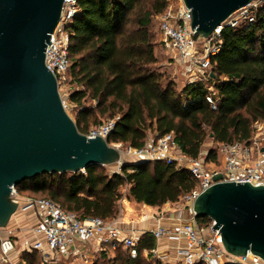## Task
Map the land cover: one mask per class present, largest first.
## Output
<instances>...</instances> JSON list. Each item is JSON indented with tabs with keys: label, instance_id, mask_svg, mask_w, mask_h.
<instances>
[{
	"label": "trees",
	"instance_id": "16d2710c",
	"mask_svg": "<svg viewBox=\"0 0 264 264\" xmlns=\"http://www.w3.org/2000/svg\"><path fill=\"white\" fill-rule=\"evenodd\" d=\"M167 4L168 0H77L81 12L68 31L69 77L78 86L70 100L78 107L79 131L88 134L103 119L117 118L107 137L110 144L140 147L153 134L172 132L192 158L200 155L209 136L216 142L249 141L255 123L264 121V0L253 21L222 31V50L212 59L216 109L206 100L204 84L179 86L158 65L153 23ZM160 43L163 46L162 39ZM209 157L217 158L213 151ZM196 185L191 171L175 162L133 159L123 162L121 173L94 163L79 172L43 173L16 187L25 196L50 198L82 219L112 221L120 214L125 186L134 201L163 207L179 204ZM198 222L207 226L212 219L199 217ZM139 241L137 257L122 246L109 247L96 252L91 264H165L160 257L150 259L157 247L150 232ZM19 264L43 262L38 251L23 250Z\"/></svg>",
	"mask_w": 264,
	"mask_h": 264
},
{
	"label": "built area",
	"instance_id": "2783aa9c",
	"mask_svg": "<svg viewBox=\"0 0 264 264\" xmlns=\"http://www.w3.org/2000/svg\"><path fill=\"white\" fill-rule=\"evenodd\" d=\"M262 0H255L230 15L208 37H203L192 28V10L183 0H168L166 9L158 16L163 47L174 62L183 71L185 83L204 84L208 94L206 100L213 109L217 108L216 88L212 75V59L222 50V31L225 27H237L243 22H251ZM81 12L77 0H65L61 19L51 34V44L46 48V65L57 77L59 91L70 88L69 70L70 33L68 24ZM226 79V77H223ZM61 94V93H60ZM117 118H109L93 127L88 137L96 135L107 138L115 128ZM122 152L138 160H165L175 162L177 167L188 168L197 180V185L182 196L181 209L166 203L162 214L170 225L160 224L150 233L157 240L178 235L186 239V246L177 251L174 264H259L264 261L257 255H232L228 253L219 230L213 229L215 222L202 225L198 222L193 205L202 191L215 184L214 177L221 175L218 181H250L253 185L264 184V121L254 125L249 141L217 142L213 152L217 156L210 158V151L201 152L197 158L186 155L177 142L174 133L151 135L140 147L114 144ZM122 146V147H120ZM121 173L122 162L118 163ZM12 199L18 203L15 216L34 214L37 223L31 228L30 235L21 243L11 236H3L0 228V264H11L15 251H38L43 264L59 263L66 258H75L90 264L91 256L84 251L85 246L94 242L98 250L119 248L127 249L132 257L139 254L140 236L124 233L116 224V219L107 221L101 217L80 218L75 212L64 209L50 198L25 196L12 187ZM161 218L158 216V219ZM20 221V220H18ZM81 242V243H80ZM20 247V248H19ZM144 253H149L144 249ZM154 256L161 257L157 248ZM173 264V263H165Z\"/></svg>",
	"mask_w": 264,
	"mask_h": 264
},
{
	"label": "water",
	"instance_id": "95a60500",
	"mask_svg": "<svg viewBox=\"0 0 264 264\" xmlns=\"http://www.w3.org/2000/svg\"><path fill=\"white\" fill-rule=\"evenodd\" d=\"M183 1L192 10V28L208 37L255 0ZM64 2L0 0V228L17 211L11 191L22 181L48 172L84 171L94 163L124 162L122 151L107 138L79 131L57 77L46 65L45 51ZM221 177L215 176L217 182L196 198V217L215 222L213 229L221 233L228 253H252L264 261V184L218 181Z\"/></svg>",
	"mask_w": 264,
	"mask_h": 264
},
{
	"label": "rangeland",
	"instance_id": "374dc122",
	"mask_svg": "<svg viewBox=\"0 0 264 264\" xmlns=\"http://www.w3.org/2000/svg\"><path fill=\"white\" fill-rule=\"evenodd\" d=\"M153 24H154L153 28H154V31L156 33L157 40L159 41V46L157 49V53L159 56L158 65L161 66L162 70L165 71L166 74H168V76H169V74H171L172 77H175L180 84L179 86H182V85H184V81H185L183 71L181 70L180 66H178L174 62V59L172 58V56L168 52H166V50L164 49V47L160 43L161 42V35H160V29H159L158 16L155 17ZM76 88H78V86L74 83L73 84L71 83L70 88H65V89H62L60 91L61 96L63 98V101L65 103V106L67 108V111L73 117L74 120L77 116L78 107L73 102H71L70 93L72 91H74ZM92 103L93 102H90V104H92ZM104 121H106V119L102 120V122H104ZM114 144H121V143H112L113 146H115ZM216 144H217V142L214 141L212 139V137H210V136L207 137L205 140V143L203 144V146L201 148V152L205 153L208 151H213ZM122 145H123V148H121L122 150L124 149V147L128 146L127 144H124V143H122ZM120 147H122V146H120ZM133 159L138 160V158L133 157V156L127 154L126 152H122V161L133 162ZM118 166H119V164H111V165H108V168H109V170H118ZM127 189H128L127 186L122 188L123 198L119 202L120 203V214H121L122 209H124V210L129 209L128 210L130 212L129 214L134 215L135 219H139L141 217V214L144 212L151 214L152 212L157 211L156 207L149 206L146 204H140V203L134 201L133 199L129 198ZM173 207H174V209H181L183 207V205L181 203H179V204L174 205ZM20 218H21L20 216H15V217L13 216V218L11 219L8 226L2 230V235L3 236H14L13 234L15 232L16 227L18 226L17 224H18V220H20ZM15 235H16V233H15ZM20 254H21L20 249L15 251V253L12 255L13 260H12L11 264H19ZM155 257L159 258V256L153 255V257L150 258L151 261H155ZM163 261H164V263H166L168 260L166 262H165V260H163ZM62 264H83V263L80 260H77L75 258H66V259L62 260Z\"/></svg>",
	"mask_w": 264,
	"mask_h": 264
},
{
	"label": "crops",
	"instance_id": "0c3cea01",
	"mask_svg": "<svg viewBox=\"0 0 264 264\" xmlns=\"http://www.w3.org/2000/svg\"><path fill=\"white\" fill-rule=\"evenodd\" d=\"M185 83V81H184ZM141 204V203H140ZM157 211L150 213L144 212L140 213L141 217L135 219L134 215H130L129 209H122L121 214L116 218V224L121 228L124 233L134 234L136 236H141L146 232L157 228L160 224L170 225V221L165 217V215H160L163 212V207H156ZM20 216V215H19ZM158 216L161 217L158 219ZM20 223V224H19ZM37 223V218L34 214L30 213L21 216L20 221H18V226L15 229L14 237L17 243H21L25 237L30 235L31 228ZM16 233V235H15ZM81 243V242H80ZM84 247V251L91 256V261L95 258L98 248L94 242H90L86 245L81 244ZM186 246V239L183 236L172 235L162 238L157 242V250L161 257H165V262L175 263L177 260V251L179 248H184ZM79 260V259H78ZM81 261V260H80ZM85 264L83 261H81ZM264 264V263H260Z\"/></svg>",
	"mask_w": 264,
	"mask_h": 264
}]
</instances>
